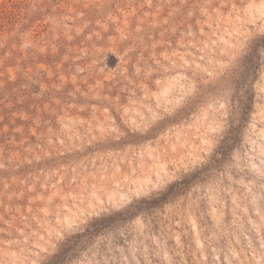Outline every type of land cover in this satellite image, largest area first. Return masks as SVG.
Wrapping results in <instances>:
<instances>
[{
  "label": "rangeland",
  "instance_id": "obj_1",
  "mask_svg": "<svg viewBox=\"0 0 264 264\" xmlns=\"http://www.w3.org/2000/svg\"><path fill=\"white\" fill-rule=\"evenodd\" d=\"M0 264H264V0H0Z\"/></svg>",
  "mask_w": 264,
  "mask_h": 264
}]
</instances>
